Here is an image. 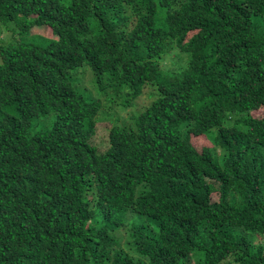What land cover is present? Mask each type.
Instances as JSON below:
<instances>
[{
  "label": "trees",
  "instance_id": "16d2710c",
  "mask_svg": "<svg viewBox=\"0 0 264 264\" xmlns=\"http://www.w3.org/2000/svg\"><path fill=\"white\" fill-rule=\"evenodd\" d=\"M6 23L53 38L0 45V264H264V0H0Z\"/></svg>",
  "mask_w": 264,
  "mask_h": 264
},
{
  "label": "rangeland",
  "instance_id": "374dc122",
  "mask_svg": "<svg viewBox=\"0 0 264 264\" xmlns=\"http://www.w3.org/2000/svg\"><path fill=\"white\" fill-rule=\"evenodd\" d=\"M3 29V31H0V45H6L13 41L44 45L53 38L49 27L46 25L36 26L22 31L12 23H6ZM173 64L174 61H168L166 57H164L161 62V65L166 69L171 68ZM70 80L75 83L74 88L76 92L83 98L92 100H97L99 98V92L94 86L93 77L87 69L79 68L78 71L70 78ZM123 100V94L120 98L114 100H110V97L101 99V104L96 116L97 121L95 125V133L91 142L95 147H97V149L102 150L104 147L106 134L110 128L111 122H124V124L128 125L130 124V115H133L139 111L135 110L133 105L127 109H122L124 108L121 106V102ZM144 101L145 96H142L138 101H136V103L138 105H143L145 104ZM251 114L261 115L262 112H253ZM125 230V228H121L117 233L120 242H123L124 239H126Z\"/></svg>",
  "mask_w": 264,
  "mask_h": 264
}]
</instances>
